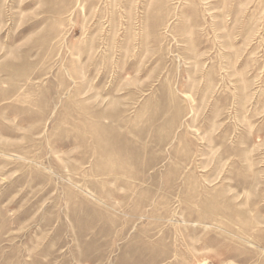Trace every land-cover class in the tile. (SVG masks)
Returning a JSON list of instances; mask_svg holds the SVG:
<instances>
[{
  "label": "rangeland",
  "instance_id": "1",
  "mask_svg": "<svg viewBox=\"0 0 264 264\" xmlns=\"http://www.w3.org/2000/svg\"><path fill=\"white\" fill-rule=\"evenodd\" d=\"M0 264H264V0H0Z\"/></svg>",
  "mask_w": 264,
  "mask_h": 264
}]
</instances>
